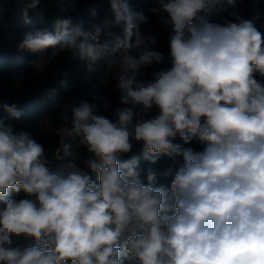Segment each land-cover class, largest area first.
I'll return each mask as SVG.
<instances>
[{"label":"clouds","instance_id":"9594fccd","mask_svg":"<svg viewBox=\"0 0 264 264\" xmlns=\"http://www.w3.org/2000/svg\"><path fill=\"white\" fill-rule=\"evenodd\" d=\"M18 2L26 17L41 0ZM109 2L122 37L100 43V25L89 32L58 16L53 31L28 32L19 45L67 51L88 72L110 57L104 76L125 107L113 119L100 114L110 108L103 96L54 103L61 123L51 154L0 118V264H264V35L238 11L222 22L201 15L220 0H153L148 11L171 29V67L143 80L165 59L141 31L149 17L128 0ZM0 108L19 118L15 104ZM193 139L201 151L184 147ZM135 143L140 155L122 160ZM161 155L183 162L164 173L170 184L156 186L151 168L145 183L140 160Z\"/></svg>","mask_w":264,"mask_h":264},{"label":"trees","instance_id":"16d2710c","mask_svg":"<svg viewBox=\"0 0 264 264\" xmlns=\"http://www.w3.org/2000/svg\"><path fill=\"white\" fill-rule=\"evenodd\" d=\"M256 1L262 5L260 12L253 10ZM67 3L68 0H41L40 5L29 10L25 17L18 0H0V102L15 104L16 111L20 113L17 118L0 108V118L11 123L16 132L31 133L49 154L57 149L60 139L54 132L61 123L58 119V109L53 106L54 103L63 104L66 101L76 100L94 103L96 102L94 96H103L110 102V108L105 110L101 106L100 114L113 119V110L117 107H125L120 102L121 93L115 87L116 81L110 76L107 78L104 76L110 57L100 60L95 69L88 72L85 63L72 58L71 53L67 51H60L53 56L55 51L53 48L40 54L20 49L19 45L26 33L42 29L53 31V24L58 16L69 17L71 26L82 25L83 29L89 32L94 31L93 26L100 25L102 27L100 43L111 41L115 36H123V24L115 23V14L111 10L109 0H77L73 10L62 13L61 8ZM128 3L133 11L142 12L149 17L148 23L141 25V31L145 34L151 32L155 36L157 43L153 46L154 50L162 52L165 57L162 64H154L142 70L140 79L151 80L153 72L171 67L168 46L171 29L162 24L158 16L148 11L155 6L153 0H128ZM233 11H238L245 19L252 20L255 27L264 35V0H241L236 3L235 9L228 6L226 0H220V3L201 15L211 22H222V17L231 19L229 14ZM88 42L95 43L92 40ZM42 57L46 58V62L38 69L35 63ZM256 78L260 79L258 73ZM61 81L66 83L62 85ZM155 114L157 110L154 108L151 115ZM174 143L183 144L179 137ZM184 147L201 151L203 145L197 139H193ZM77 150L81 158L87 157L84 148ZM141 151L142 143H135L133 150L123 154L121 159L127 160L133 155L139 156ZM182 162V156L169 158L161 155L155 164L141 159L138 169L145 183H147V170L151 168L157 175L156 186L168 185L173 176H165L164 173L169 168H172L174 173ZM91 175L95 180V174ZM12 198H23V193H12ZM2 208L3 204L0 203V209Z\"/></svg>","mask_w":264,"mask_h":264},{"label":"rangeland","instance_id":"374dc122","mask_svg":"<svg viewBox=\"0 0 264 264\" xmlns=\"http://www.w3.org/2000/svg\"><path fill=\"white\" fill-rule=\"evenodd\" d=\"M241 0H238V2H240ZM153 7V6H152ZM254 11L260 12L262 10V5L259 1H256L255 5H254ZM262 14V13H261ZM46 62V58L42 57L41 59H39L35 65L38 69H40L42 67V65Z\"/></svg>","mask_w":264,"mask_h":264}]
</instances>
